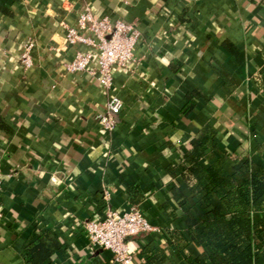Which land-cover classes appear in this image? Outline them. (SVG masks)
Returning <instances> with one entry per match:
<instances>
[{
  "label": "crops",
  "instance_id": "crops-1",
  "mask_svg": "<svg viewBox=\"0 0 264 264\" xmlns=\"http://www.w3.org/2000/svg\"><path fill=\"white\" fill-rule=\"evenodd\" d=\"M95 17L133 23L141 34L130 73L116 72L123 103L113 133L99 130L107 95L90 74H68L75 49L61 24ZM32 44V66L20 56ZM190 96V97H189ZM230 170L236 158L264 166V7L251 0H0V264H28L42 233L62 245L50 264H113L83 225L106 206H136L155 230L129 238L133 264H188L180 217L190 187L183 164L205 127ZM141 195L129 201L127 190ZM108 200L105 202L104 198ZM264 218L253 215L254 222ZM254 264H264V222Z\"/></svg>",
  "mask_w": 264,
  "mask_h": 264
},
{
  "label": "trees",
  "instance_id": "trees-1",
  "mask_svg": "<svg viewBox=\"0 0 264 264\" xmlns=\"http://www.w3.org/2000/svg\"><path fill=\"white\" fill-rule=\"evenodd\" d=\"M167 1V0H163ZM190 97V96H189ZM215 130L205 127L190 141L183 164L170 169L190 187L194 204L186 201L180 217L184 232L195 248L197 259L188 264H254V250L264 222H254L264 212V166L248 157L236 158L230 170L214 140ZM129 201L137 202L136 189L127 190ZM62 245L50 233L34 236L24 249L28 264H50Z\"/></svg>",
  "mask_w": 264,
  "mask_h": 264
},
{
  "label": "built area",
  "instance_id": "built-area-1",
  "mask_svg": "<svg viewBox=\"0 0 264 264\" xmlns=\"http://www.w3.org/2000/svg\"><path fill=\"white\" fill-rule=\"evenodd\" d=\"M251 1L264 7V0ZM61 28L66 45L75 49L74 56L63 68L68 74H90L107 95L106 110L97 117V123L99 130L109 135L117 126L123 106L122 101L112 94L113 77L116 72L130 73L137 67L134 51L141 42V34L133 23L112 22L107 16L95 17L89 7L79 13L74 27L61 24ZM31 50L32 44L26 45L20 56L24 69L32 66ZM107 200L105 196L104 201ZM82 227L89 245L109 252L113 264H133L127 240L155 230L136 206L126 211L106 206L100 220L88 221Z\"/></svg>",
  "mask_w": 264,
  "mask_h": 264
}]
</instances>
